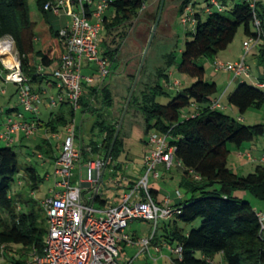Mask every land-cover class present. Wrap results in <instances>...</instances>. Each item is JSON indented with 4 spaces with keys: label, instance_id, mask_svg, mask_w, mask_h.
<instances>
[{
    "label": "trees",
    "instance_id": "1",
    "mask_svg": "<svg viewBox=\"0 0 264 264\" xmlns=\"http://www.w3.org/2000/svg\"><path fill=\"white\" fill-rule=\"evenodd\" d=\"M220 1L223 10L211 7L207 12L205 9L206 19L195 9L194 38L186 41L181 52L178 69L195 78V82L167 104L159 102L160 97L169 96L166 87L157 82L161 77H166V81L169 79V67L175 57L174 52H168L164 56L165 66L156 68L153 73L156 76L154 83L144 81L142 76L139 79L114 145L125 106L120 110L119 116L114 113L107 114V110L115 106L111 79L106 81L107 77L99 88L86 87L80 100L81 107L94 115L90 129L92 137L94 134L101 136L98 140L91 138L88 144L84 143L82 136L78 137L83 162L101 156L107 161L106 169H122V165L117 161L125 152L126 140L130 138L135 127L136 115L132 110L142 114L145 135L149 136L151 131L169 135V144L175 147V158L182 163L181 166L174 167L182 170L179 187L184 190L185 198L179 204L173 205L179 208L180 213L169 219V222L163 221L160 230L157 226L153 240L158 243V238L161 237L169 245L176 244L182 248V257H175L174 264H264V241L260 237L258 211L250 202L235 196L237 191H248L256 198L264 199V165L258 164L255 171L247 175H240L228 167L230 145L240 148L244 143L264 136V122L247 126L219 108H212L218 87L216 82L204 80L205 68L197 63L202 57H216L227 49L241 27L247 36H256V32L251 28V24L255 26V18L261 22V39L264 40V1L258 2L254 9L248 1L241 0L234 3L229 15L225 13L228 0ZM46 2L47 0H37L41 13L50 25V36L37 51L36 22L31 18L28 0H0V40L10 37L14 41L21 70L33 87L34 84L48 79L50 75L46 72L38 73V67L49 68L56 65L66 50L59 34L60 29L51 22V16L54 15L44 9ZM148 2L149 0L111 2L109 8L114 9V15L105 16L102 26L110 35L117 31L120 41L116 44L117 39L114 38L112 43L116 45L113 46L105 38L107 48L103 50V55L110 64V73L113 70L111 65L118 61L119 52L127 36L124 28L143 12L146 13L144 10L147 9L155 23L161 0H158L156 6L150 2L153 3L150 8L144 9ZM188 4L190 0H165L163 13L172 12L174 7V18H179ZM261 60H264V55ZM145 69L144 65L142 74L143 71L148 73ZM0 70L8 72L1 60ZM136 74L137 71L129 74L132 81L129 92ZM95 99L100 100V105L94 104ZM126 99H129V95ZM229 103L238 108L241 114L253 107L262 108L264 89L242 79V83L230 94ZM193 105H196L194 115L189 116L188 111L182 118V111L194 107ZM74 116L75 110L72 108L70 116L57 114L44 126L49 133L57 134L73 122ZM77 131L82 134V126H78ZM146 144H149V137ZM35 149L42 159L47 158L55 162L59 157L55 155L54 146L48 139L37 143ZM24 169L28 176L27 184L35 189L40 177L38 170L32 165H26ZM20 171L19 155L14 147L7 143L0 146V208L8 215V219L0 217V253L3 244H21L24 252L19 250L20 258L25 256L22 260H14V257L11 264H25L33 253L42 255L48 231L46 219H41L39 213L33 207L30 208L29 201H25L29 209L24 211L21 201L13 195L12 186ZM215 185H219L218 188ZM150 193L156 203H162L158 199L157 189L150 187ZM83 194L86 195V190ZM88 201L93 202L94 206L104 202L99 194ZM197 220H201L199 228L185 232L181 226ZM197 252L203 254L202 258L196 256ZM218 254L222 255L221 263L215 262ZM2 255L6 256L3 251Z\"/></svg>",
    "mask_w": 264,
    "mask_h": 264
},
{
    "label": "built area",
    "instance_id": "2",
    "mask_svg": "<svg viewBox=\"0 0 264 264\" xmlns=\"http://www.w3.org/2000/svg\"><path fill=\"white\" fill-rule=\"evenodd\" d=\"M113 0H47L44 9L54 16L67 15L70 18L67 25L60 29V37L66 45V50L61 56L58 66L51 75L59 90L57 97L48 96V106L56 107L67 99L75 109L81 108L80 100L86 87L94 86L97 81L101 84L109 76V63L106 58L99 55V33L101 31L104 15ZM206 11L211 7L223 10L220 0H207ZM252 8L260 1L245 0ZM180 23L185 27L195 25V8L188 4L180 16ZM256 36H251L244 43L246 53L260 42L263 32L261 22L255 18ZM10 38V37H7ZM4 38L2 42H12L9 52H0V60L8 70L5 79L18 86V98L27 112L33 115L40 113L45 91L36 90L29 78L21 70V64L16 51L14 41ZM245 53V54H246ZM95 62L99 69L97 76L83 74V61ZM214 70L228 71L236 78L251 79V67L245 57L235 62L225 63L220 60L213 62ZM42 66L38 67V73H44ZM264 89L263 77L253 82ZM178 85V83H176ZM196 107V105H193ZM212 108L220 107V100L212 101ZM189 114V116H193ZM37 130L35 121H27L19 117L8 116L4 129L0 132V139L7 144L14 143L15 135L23 132L31 137ZM77 126L73 122L67 129V135L62 143V150L55 162V175L57 177L56 189L52 196L43 201L46 213L48 231L44 242L42 255L33 253L25 264H131L132 261L122 262L120 246H141V252H149L153 243L152 238H139L128 231L129 225L135 220H147L155 222V231L159 220H169L180 213L165 199L161 204L156 203L150 193V175L159 178L158 165H164L167 169L181 166V161L175 158V147L169 144L168 134L156 131L149 133V145L144 164L146 172L137 182L122 192L121 202L110 206L105 210H97L89 203L90 198L83 194V184L98 185L102 173L106 170L107 161L104 157H97L87 162L88 176L78 182L73 180V169L76 163H81V154L76 147ZM91 150L90 148L88 149ZM251 161L264 164V156L257 159L252 153L241 154ZM42 157V156H40ZM182 197L180 190H177ZM260 224V237L264 241V212L257 213ZM166 245V244H164ZM162 247L155 245L157 252ZM182 248L176 247L173 252L177 258L182 257Z\"/></svg>",
    "mask_w": 264,
    "mask_h": 264
},
{
    "label": "rangeland",
    "instance_id": "3",
    "mask_svg": "<svg viewBox=\"0 0 264 264\" xmlns=\"http://www.w3.org/2000/svg\"><path fill=\"white\" fill-rule=\"evenodd\" d=\"M152 0H149V4ZM241 0H228L227 4L225 5V13L227 15L230 14L234 3L240 2ZM155 6L158 3V0L152 1ZM207 0H190V4L194 5L196 11L201 14L203 19H206L207 13H205V9L207 6ZM29 10L31 14V18L34 22H36L35 31L37 33V40L35 42V50H40L43 42L50 36L49 28L50 25L46 22L43 14L40 11V8L37 4V0H28ZM148 10V9H147ZM146 13L143 12L139 18H136L132 21L131 24L126 26L125 31L127 32V36H125V40L123 41L124 45H122V49L119 52L118 58L120 62H116V69H113L108 76L106 81L111 79V85L115 94V106L113 109V113L116 116L120 115V110L122 107L126 106L127 104V96L130 95L129 88L132 83L131 77L129 74H133L138 70L144 55V51L146 47L149 46L147 52L145 54L144 64L145 71L148 73L145 74L142 69L139 74L135 90L137 89V84L139 79L143 78L144 81H149L150 83H154L156 76L155 73L156 68H160L165 66L164 56L168 52H174L175 60L172 65L169 67V79L166 81V77H161L157 79V82L164 85L169 93V96H163L159 98V102L161 104H167L174 96H176L179 92H184L186 88L191 86L195 82V78H192L186 73L179 71V63L181 60V52L184 48L186 41H190L194 38L195 32V25L191 24L188 28L181 25L180 17L174 18L175 8L172 7V12H162L161 16V23L159 22L158 28L155 32L154 38L152 39L149 45V39L152 34L153 26V17L150 16L151 14L147 11ZM143 11V10H142ZM173 13V14H172ZM114 15V9L109 8L107 10V16L112 17ZM66 20L70 21L68 16H65L64 22ZM51 22L55 27L62 26L64 22L60 21L58 16H51ZM156 22V21H155ZM251 28L254 32L257 31V28L251 24ZM123 30V29H122ZM121 31V30H120ZM118 32H114L111 35L106 33L104 26H102L101 31L99 33V55L100 57H104L103 50H105L106 42L105 38H107L108 42L113 46L118 44L120 38L117 37ZM114 38L117 39L116 44H113L112 41ZM12 41L11 38H7ZM250 36H247L244 32V28L241 27L233 40V42L228 46L227 49L221 51L218 56L216 57H202L200 58L197 63L200 66L205 68V78L204 80L207 82H216L218 91L215 94L214 99H219L220 104L226 105L230 107L232 110H225L224 108H219L225 114H228L233 119L241 122L247 126H253L259 123L264 122V106L262 108H250L244 114H241L235 106H232L229 103V96L238 85L232 82L230 83V74L228 71H216L213 67V62L215 60H220L225 63L235 62L239 59L245 57L246 61L251 65L252 68V75L256 76L259 71L262 72L264 60L262 63L256 60L255 56L261 57L262 56V46L260 42L256 44H252L253 46L248 51V53L244 50V42L248 41ZM148 45V46H147ZM246 53V54H245ZM217 58V59H216ZM120 64V65H119ZM260 64V65H259ZM110 65V64H109ZM124 66V67H123ZM55 65H52L48 69L47 72H51L54 70ZM90 68L91 74H98V65L95 62H88L87 60L83 61V74L87 75V69ZM115 68V67H114ZM125 70V71H124ZM0 111L6 108L7 106L16 107L19 112L23 113L25 116H31L30 113H27L25 108L19 101L18 98V86L12 82H7L5 79L6 73L0 70ZM149 74V76H147ZM137 75V74H136ZM50 77L53 79L52 75ZM112 78L114 80H112ZM135 81V80H134ZM47 80H43L45 85L51 84ZM175 82H178V85H175ZM251 84V80L248 81ZM134 84V82H133ZM132 84V86H133ZM131 86V89H132ZM35 87V86H34ZM5 89L7 91L6 95L2 94V90ZM134 93V92H133ZM55 95L57 97L58 89L57 88H50L49 95ZM48 95V96H49ZM44 96V99L48 98ZM10 104H7V102ZM126 103V104H125ZM94 104L100 105L98 99H95ZM45 105H42V111H45ZM125 108V107H124ZM128 109V108H127ZM133 114L136 115L135 118V127H133V132L130 135V138L126 140V148L125 152L122 153L117 163H120L123 167L126 163H128V170L132 172L134 165L140 164V160L142 158L143 153L150 148L149 144H146L148 141L147 135L144 134V119L140 112L136 110H132ZM189 109H185L182 111V118L184 114L188 112ZM46 114V111H45ZM44 114V115H45ZM48 116V112L45 117ZM8 115L6 113H2L0 115V132L4 129V124L6 123ZM64 132V131H63ZM64 133H61L60 140H63ZM37 137V136H36ZM34 138L28 139L24 145L19 144H9L14 147L15 151L19 155V163L21 165V171L16 176V182L12 186V192L14 197L17 200L21 201L23 206V210L27 211L29 206L25 204V201H29L30 208L33 207L36 212L39 213L41 219H46V213L43 208V201L48 197L52 196V191L56 189V181L57 177L55 175V168L53 163H47L43 165L45 159L40 157V153L35 149L38 142L33 140ZM36 140V139H35ZM57 142L54 140L53 143ZM251 142L244 143L240 149H237L234 145H230V154L228 157V167L237 172L240 175H246L250 172L255 170V166L257 163H253L252 161L240 157L238 153L242 154L244 152H248L251 149ZM254 150H252L253 155L255 156H264V136L258 137L254 140ZM6 143L0 141V146H4ZM54 148L56 149L55 145ZM57 150V153H61V150ZM242 163H246L244 166L239 167ZM261 164V163H258ZM26 165H32L35 167L39 174L38 185L35 189H32L30 185L27 184L26 180L28 178L27 172L24 169ZM77 165V163H76ZM83 165H85L83 163ZM264 165V164H263ZM83 177L86 178L88 176L86 167H82ZM157 172L159 174V178L154 180L153 174L150 175V182L149 186H155L158 184V189L162 195H167L169 197L170 193L179 189L182 193L184 190L179 187L181 180H182V170H179L177 167H173L171 170H167L164 166H159L157 168ZM79 169H73V180L78 179L79 176ZM108 175L106 176V178ZM219 185H215L218 188ZM237 195L239 198H242L252 205L254 209L262 210L264 212V199H258L253 194L248 191H237ZM18 195V196H16ZM0 217H4V219H8V215L5 210L0 208ZM163 221L169 222V220H159L158 221V229L160 230ZM201 225V220H197L192 224H181L182 228H184L185 232L193 228H199ZM128 231L134 234L136 237L139 238H152L155 233V222L147 221V220H135L132 222L129 227ZM166 244V245H164ZM155 245H159L162 247L161 251L157 252L155 250ZM176 244L169 245L165 242L161 237L158 238V243L151 244L150 253L149 252H141V246L136 244L133 247H125L124 245L120 246V257L119 259L122 262L132 261L131 264H174L173 259L176 257L173 250L176 248ZM23 246L21 244H10L6 245L3 244L1 247L0 253V264H11V260L23 259L25 257L20 258V254L24 252ZM19 250H22L20 253ZM2 251L6 254V256L2 255ZM196 256L198 258H202L203 254L201 252H197ZM28 260V259H27ZM26 262V261H25ZM216 263L222 262V255L218 254L215 257Z\"/></svg>",
    "mask_w": 264,
    "mask_h": 264
},
{
    "label": "crops",
    "instance_id": "4",
    "mask_svg": "<svg viewBox=\"0 0 264 264\" xmlns=\"http://www.w3.org/2000/svg\"><path fill=\"white\" fill-rule=\"evenodd\" d=\"M152 4L153 3H151V4L147 3L145 5L144 9L150 8V6ZM65 16H67V15L60 16L59 17L60 18V21L64 22ZM105 16H107V11H106L104 17ZM107 17H109V16H107ZM67 23H68V20H66V22H64V24H62V26H59L58 28L61 29V28L65 27L67 25ZM260 44H261V46L263 48L262 49V56H263L264 55V40L263 39L260 40ZM261 57L255 56L256 60L259 61V63H262ZM118 61L120 62V59L119 58H118ZM246 62L248 63V61H246ZM58 64H59V62L55 65L54 69L58 66ZM263 65H264V63H263ZM111 66H112L113 69H116V66H117L116 65V62L114 64H112ZM109 67H110V65H109ZM250 67H251V65H250ZM263 68H264V66H263ZM44 69H45L44 72L51 74V72H47L48 69H46V68H44ZM89 71H90V68L88 67V69H87L88 74L87 75H95V74H91ZM263 72H264V70L262 69V72L259 71V73H257L256 76H253L252 75V68H251V75H252V77H251V79H246V81L248 82V81L251 80V83H253L255 80L261 79L263 77ZM95 76H97V75H95ZM229 78H230L229 79L230 80V83L234 82V83H236V85H239L240 83H242V79L241 78H236L232 74H230V77ZM46 80L48 82H51V84L45 85L43 82H41L40 84H34L35 88H37V89H39L41 91H45L46 92V94L44 95L45 97H46V95L47 96L49 95V89L50 88H57L55 81L52 80V78L50 77V75H49L48 79H46ZM112 80H114V79L112 78ZM176 83H178V82H175V85H176ZM101 85L102 84L99 81H97V83L94 86L99 88ZM58 92H59V90H58ZM2 94L3 95H6L7 94V91L5 89H3L2 90ZM51 95H53V94H51ZM98 101L100 102L99 99H98ZM7 104H10V102L8 101ZM42 105H45L44 107H45L46 114L48 112V116L47 117H45L46 116L45 111H44V113L42 111V108H41ZM41 106H40V113L38 115H33L32 113L26 111L27 113H30L31 114V116H29V117L28 116H25L23 113L19 112V110L16 107H12V106H7L6 108H4L3 110L0 111V115L2 113L3 114L6 113L8 116H14V117L15 116L16 117L21 116L22 119L27 120V121H35L36 124H37V130H36V132H35V134L33 136L27 137L23 132H19V133H17L15 135L14 144H19V145L22 146V145H24L27 142L28 139H31V138H34L33 140L35 142H38V143H43V139H48L49 142H51L53 146L55 145L56 149L60 150L62 148V143H63V141H64V139H65V137L67 135V129H68V127L73 122L76 123V126L77 127L78 126H82V131H83L82 134L81 133H78V131H77V133H78L77 134L78 136L76 137V147H77V150H79V142H80V140L78 138L79 136H82L85 144H88L91 138H93L95 140H98V139L101 138L100 135H96V134H94L95 136L92 137V135L90 133V129L92 128V124L94 122V115H93V113H91L90 111L84 110L82 107L81 108H78V109H75L73 107L72 103L68 99L65 102L59 104L56 107H49L48 106V98H46V99L43 100V103L41 104ZM72 108L75 110V116H74L73 122L71 124H69L68 127L62 128L59 131V133H57V134H51V133H49V131L44 126L45 123L48 122L51 118H53L54 116H56L57 114H60V113L66 115V116H70ZM219 108H224L225 110H232L230 107H228L226 105H223V104H220V107ZM113 109H114L113 107L109 108L107 110V114L108 113L109 114L110 113H113ZM188 113L189 114L195 113V107H191L189 109V112ZM61 133H64L63 134L64 137H63V140L62 141L60 140V137H59L61 135ZM54 140H57V142L53 143ZM0 141L4 142L1 139H0ZM252 143L253 144L251 145V149L254 150L255 143H254V141ZM56 149H55V155L56 156H59L60 154L57 153V150ZM237 149H240V148H237ZM251 149L248 150V152L246 151V152H244L242 154L252 153V150ZM147 151L148 150H146L143 153L142 158L140 160V164L134 165V167L132 169V172H129V170L127 169L128 166H129L128 163H126L124 167L122 166V169L121 170L115 171L113 169H106L104 171L103 181L100 184V187H99V189L97 191V194H99V196L101 197V199L104 202L102 204H100V205L94 206L97 210L102 211V210H105L106 208H108L110 206H115V205L120 204L122 192L125 191V189L129 188L131 185H133L135 182H137L139 180V178L142 175L145 174L146 169H145V164H144V157H145ZM238 154H239V156L241 155L240 153H238ZM252 155H253V153H252ZM253 156L255 158H257V159L263 157V156H259V155L258 156L253 155ZM97 157H99V156H97ZM97 157H95V158H97ZM240 157H243V158L248 159L246 156H240ZM248 160H250V159H248ZM45 162L46 163H44L43 165H46L47 163H53L54 164V168L56 167L55 166V162L56 161L53 162L52 160L46 158L45 159ZM87 162H83V160H82L81 163H77V165L75 166V168L79 169V174L80 175L78 176V179H76V176H75L74 182H78L81 178H83L85 180V178L83 177L82 167H84V166L86 167L87 166ZM252 162L253 163H257V165L259 163L257 161H252ZM83 163L85 165H83ZM245 164L246 163H244V164L242 163V165L239 166V167H242ZM159 166H164V165H158V167ZM256 166H255V168H256ZM86 170H87V167H86ZM250 173H252V172H250ZM87 174H88V171H87ZM107 175H108V177L106 178ZM153 178H154V180H157L158 179V178H155L154 176H153ZM86 184L87 183H84L83 186H82L83 191L86 190L85 197H87V198H90L91 197L92 198L93 196H95V192H96L97 185L91 186L90 184H88V185H86ZM84 185H86V186H84ZM158 187L159 186L156 183L155 186H152L151 188L157 189L159 191L158 199H159L160 202H163L165 199H170V203L172 205H176V204H179L180 201L183 200V198H185V194L182 193V192L181 193H182L183 196L182 197H179L178 196L177 190H179V189H176L175 191L171 192L170 195H169V197H167V195H165V194L162 195L160 193V190L158 189ZM237 194L238 193H235V196L240 197ZM256 210L257 211H262V210H258V209H256Z\"/></svg>",
    "mask_w": 264,
    "mask_h": 264
},
{
    "label": "water",
    "instance_id": "5",
    "mask_svg": "<svg viewBox=\"0 0 264 264\" xmlns=\"http://www.w3.org/2000/svg\"><path fill=\"white\" fill-rule=\"evenodd\" d=\"M164 4H165V0H161L160 8H159V12H158V15H157V18H156V22H155V24H154V26H153L152 34H151V37H150L149 42H148L149 45H150L152 39L154 38L155 32H156V30H157V28H158V25H159V22H160V19H161V16H162V12H163V8H164ZM147 46H148V45H147ZM148 48H149V46L146 47V49H145V51H144V55H143V58H142V61H141V64H140V67H139L138 73H137V75H136V78H135L134 84H133V86H132V89H131V92H130V95H129V99H128L127 104H126V106H125V109H124V112H123V115H122V118H121V121H120V125H119V127H118V129H117V132H116V135H115V138H114V141H113V145H114V143H115V141H116V138H117V136H118L119 129H120V126H121V123H122V121H123V118H124V116H125V114H126V111H127V108H128V104H129L130 99H131V97H132V95H133V92H134V90H135V86H136V83H137V80H138L139 74H140V72H141V69H142V67H143L144 59H145V54H146ZM103 174H104V172L102 173V176H101V178H100V181H99V183H98V185H97V187H96L95 195L97 194V191H98V189H99V187H100V184H101L102 181H103ZM86 185H88V184H86ZM86 185H84V186H86ZM92 204H93V203H92Z\"/></svg>",
    "mask_w": 264,
    "mask_h": 264
},
{
    "label": "bare ground",
    "instance_id": "6",
    "mask_svg": "<svg viewBox=\"0 0 264 264\" xmlns=\"http://www.w3.org/2000/svg\"><path fill=\"white\" fill-rule=\"evenodd\" d=\"M12 42H2L1 44H0V52H4V51H6V52H9V49H10V47H12Z\"/></svg>",
    "mask_w": 264,
    "mask_h": 264
}]
</instances>
